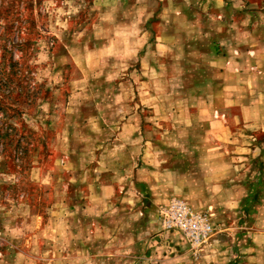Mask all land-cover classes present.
<instances>
[{"label":"rangeland","instance_id":"1","mask_svg":"<svg viewBox=\"0 0 264 264\" xmlns=\"http://www.w3.org/2000/svg\"><path fill=\"white\" fill-rule=\"evenodd\" d=\"M0 264H264V0H0Z\"/></svg>","mask_w":264,"mask_h":264},{"label":"built area","instance_id":"2","mask_svg":"<svg viewBox=\"0 0 264 264\" xmlns=\"http://www.w3.org/2000/svg\"><path fill=\"white\" fill-rule=\"evenodd\" d=\"M163 213L162 228L168 232H181L193 246L204 244L214 232L210 216L195 212L185 201L174 200Z\"/></svg>","mask_w":264,"mask_h":264},{"label":"crops","instance_id":"3","mask_svg":"<svg viewBox=\"0 0 264 264\" xmlns=\"http://www.w3.org/2000/svg\"><path fill=\"white\" fill-rule=\"evenodd\" d=\"M209 1H211V0H209ZM127 4H128V3H127ZM136 4H137V3H136ZM137 5H138V4H137ZM130 7H132V6H129V8H130ZM135 7H137V6H135ZM126 11H127V10H126Z\"/></svg>","mask_w":264,"mask_h":264}]
</instances>
